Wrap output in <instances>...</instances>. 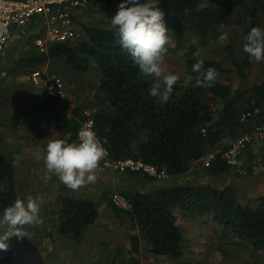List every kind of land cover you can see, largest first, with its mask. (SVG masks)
Listing matches in <instances>:
<instances>
[{"label":"trees","instance_id":"16d2710c","mask_svg":"<svg viewBox=\"0 0 264 264\" xmlns=\"http://www.w3.org/2000/svg\"><path fill=\"white\" fill-rule=\"evenodd\" d=\"M95 0H87L93 2ZM102 10L113 15L122 0H100ZM170 33L180 40L196 36L218 42V37L229 32L226 43L228 62L239 81H246L250 72L260 63L250 62L243 51L245 37L253 27L264 28V0H161ZM85 37L78 42L49 45L45 54L34 53L16 62L13 70L32 69L62 59L69 69L82 73L97 63L101 80L91 104L95 111L87 115L83 106L69 111L63 100L46 92L34 98V106L22 112L12 127L22 121L41 116L69 142L77 141L81 125L93 121L94 131L104 144L111 162L133 160L165 171L168 177L188 174L192 166L209 154V149H220L208 175L219 176L232 167L221 154L245 134L264 124V82L249 88L235 87L220 80V74L230 70L211 58L204 57L196 45H189L184 63L191 81H178L166 104L149 94L154 83L151 76L143 75L126 52L118 45L115 29L83 26ZM235 33V36H234ZM241 33V45L236 37ZM44 37L37 26L24 29L15 40L17 45H34V39ZM174 51V50H173ZM199 51L200 55L195 54ZM3 56H0V61ZM204 60V68L213 67L219 73L214 86H197L198 73L192 65ZM209 98L220 102V109L211 107ZM90 101V99H86ZM255 110H258L255 113ZM251 115L243 120V115ZM221 153V154H220ZM102 162V161H100ZM139 179L144 191L124 192L129 209L118 207L108 198V207L119 216L126 214L143 236L149 253L181 261L186 252V241L178 225L177 213L192 218H207L223 238L248 244L256 254L264 257V197L255 206H243L232 187L218 188L211 184H177L153 190L146 184L157 178L144 171L124 172ZM16 200L14 181L8 180L0 192V216ZM52 224L57 232L71 243H80L85 232L99 218L98 205L88 199L61 195L56 201ZM130 254L139 253L138 236L131 237ZM117 250L115 258L119 257ZM11 253L0 250V264L14 262ZM127 264H140L132 258Z\"/></svg>","mask_w":264,"mask_h":264},{"label":"rangeland","instance_id":"374dc122","mask_svg":"<svg viewBox=\"0 0 264 264\" xmlns=\"http://www.w3.org/2000/svg\"><path fill=\"white\" fill-rule=\"evenodd\" d=\"M100 0L87 2L83 8L76 9L79 30L85 37L83 26L111 27L112 12L102 10ZM23 31V30H22ZM21 31V32H22ZM20 32V33H21ZM166 53V71L179 74L184 85L190 83L184 55L189 45H196L200 53L207 58L220 62L230 72L220 74V80L235 87L249 88L255 83L264 82V62L256 66L246 81H239L233 67L228 62L226 43L202 39L196 36H184L178 40L173 33ZM235 36V33H234ZM16 34L12 36V39ZM7 45L0 61V192L9 179L14 181L17 198L28 196L42 199L39 213L41 223L24 226L28 236L11 237L5 243L7 252L14 262L20 264H127L137 258L140 264H264V257L256 254L248 244H236L223 238L219 230L207 218L186 217L177 213L178 225L186 241V252L181 261H172L166 257H154L140 234L126 214L117 215L109 208L107 199L115 196L122 199L124 192L144 191L139 181L122 180L123 172L115 168L102 170L100 163L95 170V183L72 190L65 186L44 165L46 147L50 139H66L53 125L43 122L41 116L22 121L18 127H12L18 116L34 106V98L45 92L35 87L29 80L32 69L13 70L16 62L30 54L39 53L34 45L19 46L17 42ZM241 33L236 37L237 46L241 45ZM174 50V51H173ZM40 54V53H39ZM36 70L52 72L59 75L65 83L67 98L65 104L69 111L75 106H83L85 114L95 111L91 104L100 85L101 70L97 63H92L86 72L71 70L62 59L51 61ZM86 99H90L87 101ZM211 107L220 109V102L209 98ZM221 149V148H220ZM220 149H209L207 158ZM232 167V166H231ZM205 160L192 166V170L180 177H162L146 184L153 190L179 184H211L218 188L232 187L243 206H255L260 197H264V139H254L241 156L238 166L219 176L208 175ZM196 172V173H195ZM121 177V178H120ZM139 180V179H138ZM65 195L75 199H88L98 205L99 218L76 244L61 236L52 224L53 211L59 196ZM126 201L125 199H123ZM114 202V201H113ZM118 206L129 209L128 204ZM7 230V225H0V234ZM139 238V253L130 254L131 237ZM119 250V257L115 258Z\"/></svg>","mask_w":264,"mask_h":264},{"label":"clouds","instance_id":"9594fccd","mask_svg":"<svg viewBox=\"0 0 264 264\" xmlns=\"http://www.w3.org/2000/svg\"><path fill=\"white\" fill-rule=\"evenodd\" d=\"M160 5L161 0H122L110 23L121 50L126 52L143 75L153 77L150 96L166 104L180 76L166 71V45L170 30L165 20L166 13ZM228 39L229 32L225 31L218 37V42L223 44ZM243 51L248 54L250 62H264V28L253 27L248 32ZM195 55L199 56V51ZM192 71L198 73L197 86L205 88L214 86L219 75L213 67L205 69L203 59L192 65ZM105 143L106 140L102 143L96 132L85 125L79 130L77 141L50 139L44 165L65 186L78 190L95 183V170L106 154ZM41 205L40 197L28 196L17 198L3 210L0 225H7V230L0 234V250H7L5 241L11 237H27L24 226L41 223Z\"/></svg>","mask_w":264,"mask_h":264},{"label":"built area","instance_id":"2783aa9c","mask_svg":"<svg viewBox=\"0 0 264 264\" xmlns=\"http://www.w3.org/2000/svg\"><path fill=\"white\" fill-rule=\"evenodd\" d=\"M87 5V0H0V56L6 50L14 34L20 33L29 26H37L44 30V37L34 39V44L41 54L48 52L49 45L78 42L83 39L78 28L76 9ZM29 80L35 87L43 88L53 97L65 101L66 87L63 79L58 75H47L41 70L30 73ZM258 110H255L257 113ZM88 115V114H87ZM251 113L243 115L247 119ZM88 125L93 130V121H85L81 127ZM81 129V128H80ZM264 139V124L257 127L254 132L245 134L233 143L230 149L221 154V158L230 166L236 167L241 156L254 139ZM219 153H212L205 160L208 168ZM100 162V168H115L120 172L144 171L151 177L162 178L167 176L165 171L158 172L156 168L147 166L141 161L131 159L111 162L108 153ZM124 198L114 197L117 206H125ZM127 204V203H126Z\"/></svg>","mask_w":264,"mask_h":264},{"label":"crops","instance_id":"0c3cea01","mask_svg":"<svg viewBox=\"0 0 264 264\" xmlns=\"http://www.w3.org/2000/svg\"><path fill=\"white\" fill-rule=\"evenodd\" d=\"M19 34L20 33H17L16 34V37L15 38H13L12 39V42H14L18 37H19ZM35 48H37L36 46H35ZM38 50V49H37ZM39 52V51H38ZM40 53V52H39ZM41 54V53H40ZM44 73H46L47 75H57L56 73H52V72H46V71H43ZM59 76V75H58ZM64 81V80H63ZM61 133V132H60ZM192 170V169H191ZM196 173V172H195ZM122 180H125V181H132L133 179H135V181H139L137 178H131V177H129L127 174H125L124 172H123V174H122ZM120 177V178H121ZM168 177V176H167ZM122 198H124L123 196H122ZM125 199V198H124ZM129 206V205H128Z\"/></svg>","mask_w":264,"mask_h":264}]
</instances>
